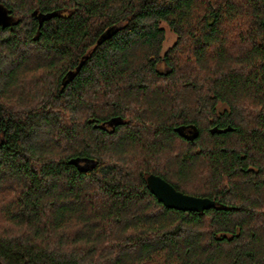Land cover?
I'll list each match as a JSON object with an SVG mask.
<instances>
[{
	"label": "trees",
	"instance_id": "obj_1",
	"mask_svg": "<svg viewBox=\"0 0 264 264\" xmlns=\"http://www.w3.org/2000/svg\"><path fill=\"white\" fill-rule=\"evenodd\" d=\"M0 4L3 264H264V0Z\"/></svg>",
	"mask_w": 264,
	"mask_h": 264
},
{
	"label": "water",
	"instance_id": "obj_2",
	"mask_svg": "<svg viewBox=\"0 0 264 264\" xmlns=\"http://www.w3.org/2000/svg\"><path fill=\"white\" fill-rule=\"evenodd\" d=\"M13 19L14 18L12 14L8 12L7 8L0 4V26L2 28L10 26L13 22ZM104 39H106V35H104L102 39L98 41V44H100ZM229 129L230 128L218 129L217 127H214L210 129V132L212 134L222 133ZM175 131L178 132L182 137L190 140L195 139L198 135L197 128L195 126H191V128L188 130V134L183 132V127H177ZM146 182L151 194L155 196L158 202L162 203L168 209L183 212L194 211L199 213L217 206V203L210 198L185 194L175 189L169 182L165 181L158 175H148L146 177ZM0 264L3 263L0 261Z\"/></svg>",
	"mask_w": 264,
	"mask_h": 264
},
{
	"label": "rangeland",
	"instance_id": "obj_3",
	"mask_svg": "<svg viewBox=\"0 0 264 264\" xmlns=\"http://www.w3.org/2000/svg\"><path fill=\"white\" fill-rule=\"evenodd\" d=\"M162 27L165 30V41H164V50L167 49L169 46H171L173 44V42L175 41V35L172 34V32L169 30V28L162 23Z\"/></svg>",
	"mask_w": 264,
	"mask_h": 264
}]
</instances>
